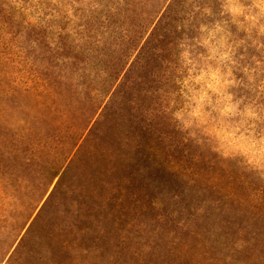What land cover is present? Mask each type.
<instances>
[{"label": "rangeland", "instance_id": "1", "mask_svg": "<svg viewBox=\"0 0 264 264\" xmlns=\"http://www.w3.org/2000/svg\"><path fill=\"white\" fill-rule=\"evenodd\" d=\"M79 59L119 70L102 108ZM31 131L81 141L30 209L0 188V264H264V154L230 144L264 141V0H0L3 176Z\"/></svg>", "mask_w": 264, "mask_h": 264}, {"label": "trees", "instance_id": "2", "mask_svg": "<svg viewBox=\"0 0 264 264\" xmlns=\"http://www.w3.org/2000/svg\"><path fill=\"white\" fill-rule=\"evenodd\" d=\"M83 33L81 32L80 35L81 42L89 38L88 35ZM81 49L82 52L78 54L86 52L83 48ZM87 53L88 57L91 56L93 49L88 48ZM79 61L69 64L70 67L62 76L61 82H59V85H62V92L70 94L66 101L68 104H72L73 100H77L80 103L79 106L88 105L91 111L95 108L99 109L98 103L102 108L113 90V84L117 81L116 74L119 70L111 67L106 74V79L98 80L95 78L96 72H99L98 67L89 60L79 59ZM49 112L55 114L57 111L51 107ZM59 114V118H63L64 111H59ZM55 116L57 115L55 114ZM34 135L32 131L23 136L20 134L12 135V157L15 162L19 163H12V173L8 174V177L3 176L0 171L1 191L10 188L13 192H16L15 194L29 195V197L27 196L29 199L28 205H25L24 202L20 203V207H26V209L32 207L36 197L40 196L42 192L48 193V188L61 176L66 166L76 156L81 141L79 138L76 142L77 138H75L71 147L70 143L67 142L68 146H62L60 150H58V147L48 150L45 143L41 142L42 140H39L36 136L34 137ZM47 157H49L50 162L47 161L44 166L42 160ZM42 167L44 170H42ZM24 169L32 170V173L26 174ZM31 194L35 198L34 200L30 198Z\"/></svg>", "mask_w": 264, "mask_h": 264}, {"label": "clouds", "instance_id": "3", "mask_svg": "<svg viewBox=\"0 0 264 264\" xmlns=\"http://www.w3.org/2000/svg\"><path fill=\"white\" fill-rule=\"evenodd\" d=\"M230 110H231V106L228 105L224 109H222V112H228ZM198 112H199V106H198V108L196 110H194L193 114L196 115V114H198ZM217 134L218 135H222V136H226V137H230L231 136L230 133H224L222 130H218ZM231 143H236L237 146L241 147L245 151H248V152L252 153V155L257 157V158L259 156H261L262 154H264V141H261L259 143V145L244 144V143H239V142H236V141H230V144Z\"/></svg>", "mask_w": 264, "mask_h": 264}]
</instances>
